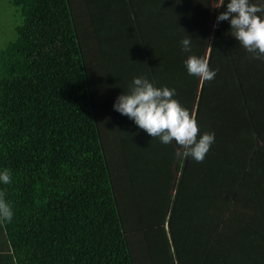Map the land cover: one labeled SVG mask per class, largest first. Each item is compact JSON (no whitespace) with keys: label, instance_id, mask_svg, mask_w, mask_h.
Segmentation results:
<instances>
[{"label":"trees","instance_id":"obj_1","mask_svg":"<svg viewBox=\"0 0 264 264\" xmlns=\"http://www.w3.org/2000/svg\"><path fill=\"white\" fill-rule=\"evenodd\" d=\"M121 1L99 4L102 20L113 11L106 41L85 0H9L21 24L0 48V198L13 213L0 216V264H264V59L217 21L229 0L212 5L218 71L194 114L215 141L178 173L176 142L144 145L113 107L114 70L130 89L138 76L157 86L161 67L118 20Z\"/></svg>","mask_w":264,"mask_h":264},{"label":"rangeland","instance_id":"obj_2","mask_svg":"<svg viewBox=\"0 0 264 264\" xmlns=\"http://www.w3.org/2000/svg\"><path fill=\"white\" fill-rule=\"evenodd\" d=\"M88 9L90 10L91 18L94 19L97 28L104 30L103 35L107 34L106 41L111 38L114 39L115 32L112 27L107 32L104 28V24L109 22L108 19L113 20L110 10L108 13L104 12L103 20L99 15V4L104 0H85ZM110 1V0H107ZM123 2V3H122ZM117 6L126 8L129 13L125 19L126 28L132 29L131 31L137 34L139 40L144 44L146 57L149 63H156L161 67L156 71L155 79L157 87L167 86L174 88L176 91L175 99L180 103L189 104V107L184 106L190 112L195 113L197 105L198 88L202 80L195 75H190L187 71L185 60L191 54H200V57H208V50L210 39L212 35L211 26L209 27V19L204 16L205 13H200V10L209 8V0H122ZM213 5H217L219 0H213ZM137 4V8H136ZM157 10V13L150 17V6ZM116 6V7H117ZM169 10L171 11V18L169 19ZM110 16V17H109ZM122 13L118 15V20H121ZM135 22H134V20ZM103 23V25L101 24ZM21 24V17L19 16L16 8L10 4L9 0H0V48L5 47L7 44L13 42L16 38L15 28ZM134 26L138 31H133ZM140 35V36H139ZM191 39V52L183 50L181 41L184 38ZM195 46L200 47L197 49ZM104 50L107 57H112L113 52L108 50V45L104 44ZM197 49V51H195ZM201 51V53L199 51ZM166 57V61L163 64L157 62V60ZM170 59V60H169ZM173 61L169 66V62ZM115 62V58L113 59ZM169 66V68H168ZM113 68V67H112ZM121 74L116 73V70L112 73L113 81L118 86V93L121 95L129 91V81L122 82ZM194 88V89H193ZM197 91V92H196ZM190 100V102L187 101ZM142 138L140 141L144 145H148V140L153 137L149 136L145 130H142ZM182 149L178 151V159L176 164V170L179 173L181 158L180 154ZM181 156V157H180ZM157 246V241H154L153 247Z\"/></svg>","mask_w":264,"mask_h":264},{"label":"clouds","instance_id":"obj_3","mask_svg":"<svg viewBox=\"0 0 264 264\" xmlns=\"http://www.w3.org/2000/svg\"><path fill=\"white\" fill-rule=\"evenodd\" d=\"M219 0L215 6H223ZM230 20L231 34L256 59H264V2L252 3L251 0H229L226 11L217 16V21ZM183 50L191 52V39L181 41ZM208 57L191 54L185 60L190 75L198 76L202 81L215 78L218 69H211ZM176 91L167 86L157 87L144 76L133 78L127 93L119 95L113 107L122 115L133 119L140 129L151 137L159 138L162 143L173 141L182 149L184 157L191 156L197 162H203L215 141L214 132L199 134L195 114L175 99ZM0 181L11 182V172L5 169L0 173ZM11 206L0 198V216L10 221Z\"/></svg>","mask_w":264,"mask_h":264},{"label":"crops","instance_id":"obj_4","mask_svg":"<svg viewBox=\"0 0 264 264\" xmlns=\"http://www.w3.org/2000/svg\"><path fill=\"white\" fill-rule=\"evenodd\" d=\"M192 1H195V0H192ZM210 1V6H209V8H206V9H204V10H200L199 12L200 13H205L204 14V16H206L208 19H209V12H210V9H211V7H212V5H213V3H212V1L213 0H209ZM122 2V1H121ZM123 3V2H122ZM123 4H121L120 6H117L116 8H115V10L117 11V9H120V11L119 12H116V13H122L123 15H129V13L127 12V10H125L126 8H124L123 6H122ZM151 8H150V17H153L156 13H157V10H155L153 7H156V5L155 4H153V5H151L150 6ZM136 8H137V4H136ZM169 19L171 18V11L169 10ZM136 30H138L137 28H136Z\"/></svg>","mask_w":264,"mask_h":264}]
</instances>
